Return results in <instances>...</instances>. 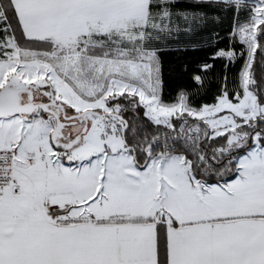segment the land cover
I'll use <instances>...</instances> for the list:
<instances>
[{"label":"snow or ice","instance_id":"obj_1","mask_svg":"<svg viewBox=\"0 0 264 264\" xmlns=\"http://www.w3.org/2000/svg\"><path fill=\"white\" fill-rule=\"evenodd\" d=\"M0 264H264V0H0Z\"/></svg>","mask_w":264,"mask_h":264},{"label":"trees","instance_id":"obj_2","mask_svg":"<svg viewBox=\"0 0 264 264\" xmlns=\"http://www.w3.org/2000/svg\"><path fill=\"white\" fill-rule=\"evenodd\" d=\"M220 70H221L220 64L218 63L217 64V71H220ZM231 71L235 72L236 69H232ZM179 85H180V82H178V81H173V82L169 83V85L166 88V92H165V99L166 100H170L172 97L175 96L177 88L179 87Z\"/></svg>","mask_w":264,"mask_h":264}]
</instances>
